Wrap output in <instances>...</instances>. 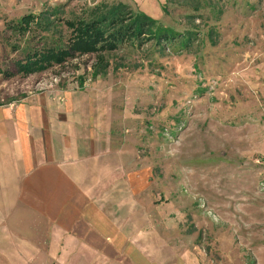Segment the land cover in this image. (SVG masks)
I'll return each mask as SVG.
<instances>
[{"label":"rangeland","instance_id":"obj_1","mask_svg":"<svg viewBox=\"0 0 264 264\" xmlns=\"http://www.w3.org/2000/svg\"><path fill=\"white\" fill-rule=\"evenodd\" d=\"M114 1L121 0H0V107L88 95L93 128L137 143L154 179L146 226L161 237L157 264H264V0H220L224 13L213 21L202 10L191 26H215L214 45H203L202 35L188 50L124 45L106 54L107 70L91 54L29 76L16 72L22 49H10L7 22L56 5L61 18L74 19ZM124 2L153 19L166 7V0ZM179 2L164 21L185 28L187 0Z\"/></svg>","mask_w":264,"mask_h":264},{"label":"crops","instance_id":"obj_2","mask_svg":"<svg viewBox=\"0 0 264 264\" xmlns=\"http://www.w3.org/2000/svg\"><path fill=\"white\" fill-rule=\"evenodd\" d=\"M72 95L0 107V264H157L138 144L93 128L90 97Z\"/></svg>","mask_w":264,"mask_h":264},{"label":"trees","instance_id":"obj_3","mask_svg":"<svg viewBox=\"0 0 264 264\" xmlns=\"http://www.w3.org/2000/svg\"><path fill=\"white\" fill-rule=\"evenodd\" d=\"M179 1L166 0L165 12L161 19H153L133 8L129 2L121 0L87 6L82 14L74 19L61 18V5H56L51 10L32 12L19 21L7 22L5 30L9 31L15 40L9 46L10 49H22L20 58L14 63L16 72L29 76L44 72L55 65H63L78 56L91 54L96 55L97 64L101 69L107 70L109 62L106 54L115 52L124 45L142 48L147 43H153L154 49L160 48L163 52L176 44L181 50H188L200 35L203 45L208 41L214 45V37L217 35L215 26L209 25L207 29L202 30L196 24L191 25L195 18L202 17L201 11L204 9L209 10L210 21L220 19L224 13L220 0H187V4H182V8H188L183 16L185 28H178L174 18H171L172 23L164 21L166 16L176 9ZM180 22L182 23V20ZM63 27L68 29L66 35L62 33ZM36 43L40 46L36 47ZM2 72L6 77L14 75L6 70Z\"/></svg>","mask_w":264,"mask_h":264},{"label":"bare ground","instance_id":"obj_4","mask_svg":"<svg viewBox=\"0 0 264 264\" xmlns=\"http://www.w3.org/2000/svg\"><path fill=\"white\" fill-rule=\"evenodd\" d=\"M147 1H148V0H147ZM152 8H153V7H152ZM84 93H85V92H84ZM98 93H100V92H98ZM98 93H97V94H98ZM76 94H77V93H76ZM80 95H81V94H80ZM98 95H99V94H98ZM80 97H81V96H80ZM82 97H83V95H82ZM86 97H87V95H86L84 98H86ZM92 97H93V96H92ZM72 98H73V97H72ZM84 98H83V99H84ZM83 99H82V103L84 104L86 101L83 100ZM41 100H42V99H41ZM74 100H76V99H74ZM77 100H78V99H77ZM86 100H88V99H86ZM93 101H94V100H93ZM82 103H80V104H82ZM83 104H82V106H83ZM20 106H22V105H20ZM84 106H85V105H84ZM88 106H89V105H88ZM92 106H93V105H92ZM85 107H87V106H85ZM32 108H33V107H32ZM83 108H84V107H83ZM35 109H36V108H35ZM40 109H41V108H40ZM30 110H31V108H30ZM37 110H39V109L37 108ZM77 110H78V109H76V111H77ZM88 110H89V109H88ZM88 110H87L86 114H89L88 112H90V111H88ZM44 111H45V109H44ZM44 111H43V112H44ZM38 112H39V111H38ZM71 112H72V111H71ZM78 112H79V111H78ZM33 116H34V115H33ZM70 116H72V114H71ZM84 116H85V115H84ZM35 118H36V117H35ZM69 118H70V117H69ZM86 118H87V116H86ZM86 118H85V119H86ZM21 120H22V119H21ZM46 120H47V119H46ZM83 120H84V118H83ZM83 120H82V121H83ZM89 120H90V118H89ZM89 120H87L88 123H89ZM100 120H101V119H100ZM29 121H31V120H29ZM47 121H48V120H47ZM73 121H74V120H73ZM73 121H72L71 123H73ZM85 121H86V120H85ZM85 121H84V122H85ZM41 122H42V120H41ZM44 122H46V121H44ZM84 122H83V123H84ZM47 123H48V122H47ZM41 124H42V123H41ZM42 125H43V124H42ZM45 125H46V124H45ZM67 126H68V125H67ZM81 127H82V126H81ZM89 127H90V126H89ZM99 127H100V126H99ZM99 127H98V128H99ZM34 128H35V127H34ZM71 128H72V127L70 126V130H71ZM73 128H74V127H73ZM78 128H80V127H78ZM82 129H83V128H82ZM74 130H75V129H74ZM63 131H64V130H63ZM75 131H76V130H75ZM100 131H101V130H100ZM87 133H88V132H87ZM64 134H65V133H64ZM86 135H88V134H85V137H86ZM70 136H71V135H70ZM74 136H75V135H74ZM79 138H80V137H79ZM65 139H66V138H65ZM63 140H64V139H63ZM66 140H67V139H66ZM67 142H68V141H67ZM65 143H66V141H65ZM86 143H87V142H85L84 145H85ZM66 144H68V143H66ZM66 144H65V145H66ZM66 146H67V145H66ZM87 146H88V144H87ZM87 146H86V147H87ZM67 147H68V146H67ZM68 148H69V147H68ZM70 149H71V148H70ZM71 150H72V149H71ZM86 151H87V149H86ZM71 152H72V151H71ZM68 155H69V154H68ZM68 155H67V157H68ZM139 171H141V170H139ZM139 171H138V173H140ZM142 171H145V170H142ZM141 173H144V172H141ZM130 175H131V173H130ZM141 175H142V174H141ZM141 175H140V176H141ZM140 176H139V177H140ZM143 176H146V175H143ZM128 178H129V177H128ZM140 178H141V177H140ZM144 178H145V177H144ZM134 179H135V178H134ZM134 179H133V180H134ZM136 179H138V178L136 177ZM142 179H143V177H142ZM126 180H127V179H126ZM129 180L132 181L131 178H130ZM129 180H127V181H129ZM140 180H141V179H140ZM140 180H137V181H140ZM130 181H129V182H130ZM141 181H142V180H141ZM141 181H140V182H141ZM144 181H145V180H144ZM144 181H142L141 184H140V182H139V183L137 182L141 187L143 186L142 189L145 187L144 185H142V183H143ZM132 182H133V181H132ZM135 182H136V181H135ZM145 182H147V181H145ZM133 183H134V182H133ZM130 184H131V183H130ZM130 184H129V185H130ZM132 185H133V186L135 185V187L138 186V185H136V184H132ZM133 186H132V187H133ZM131 189L133 190L134 188H131ZM134 192H135V191H133V193H134ZM137 195H138V194H137ZM134 196H136V195L134 194ZM136 234H137V233H136ZM142 245H143V244H142ZM145 246H146V243H145ZM148 247H149V246H148ZM150 247H151V246H150ZM146 248H147V247H146ZM147 250H148V248H147ZM147 252H148V251H147ZM150 254L152 255V254H155V253L151 252Z\"/></svg>","mask_w":264,"mask_h":264},{"label":"built area","instance_id":"obj_5","mask_svg":"<svg viewBox=\"0 0 264 264\" xmlns=\"http://www.w3.org/2000/svg\"><path fill=\"white\" fill-rule=\"evenodd\" d=\"M7 104V103H6Z\"/></svg>","mask_w":264,"mask_h":264}]
</instances>
